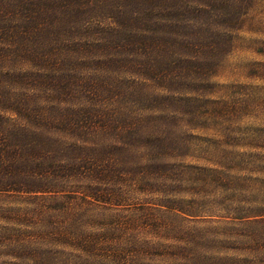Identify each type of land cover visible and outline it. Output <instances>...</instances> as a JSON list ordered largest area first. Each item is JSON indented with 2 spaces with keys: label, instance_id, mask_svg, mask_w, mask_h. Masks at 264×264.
I'll list each match as a JSON object with an SVG mask.
<instances>
[{
  "label": "rangeland",
  "instance_id": "obj_1",
  "mask_svg": "<svg viewBox=\"0 0 264 264\" xmlns=\"http://www.w3.org/2000/svg\"><path fill=\"white\" fill-rule=\"evenodd\" d=\"M40 3L55 17L49 0ZM221 12L219 29H230L224 18L239 22L208 77L189 74L171 91L116 79L111 129L84 136L83 153L44 131L48 156L17 169L42 174L29 182L47 192L0 193V264H264V0H250L241 17ZM94 18L106 17L84 26ZM21 19L18 34L44 17ZM31 42L44 49L39 34ZM74 84L71 105L83 101ZM83 156L97 158L98 185L94 174L68 173Z\"/></svg>",
  "mask_w": 264,
  "mask_h": 264
},
{
  "label": "trees",
  "instance_id": "obj_2",
  "mask_svg": "<svg viewBox=\"0 0 264 264\" xmlns=\"http://www.w3.org/2000/svg\"><path fill=\"white\" fill-rule=\"evenodd\" d=\"M41 1L0 0V193L47 192L29 182L42 174L27 179L17 169L22 167L19 161L48 156L53 143L48 134H60L83 153L82 145L89 143L84 136L111 129L104 119L113 110L116 79L123 75L136 78L133 84L163 81L170 91L189 74L208 77L229 52L231 32L239 22L228 24L224 18L220 24L230 29H219L217 17L225 10L226 17H241L250 4V0H49V7L58 9L52 17ZM210 12L214 17H208ZM29 16L44 19L29 28L32 33L18 34L21 18ZM71 17H81L79 26ZM87 17L106 18H94L93 24L84 26ZM38 34L44 49L31 47ZM16 35L20 50L15 49ZM73 81L75 89L81 86L78 94L83 101L71 105L68 91ZM18 88H31L35 96L26 97L28 92L21 94ZM44 131L48 141L42 143ZM95 159L83 156L68 173L86 179L94 174L91 179L98 185L105 175L99 173Z\"/></svg>",
  "mask_w": 264,
  "mask_h": 264
}]
</instances>
